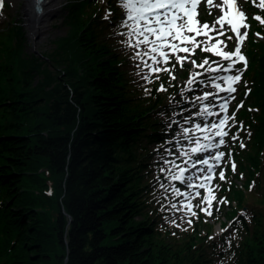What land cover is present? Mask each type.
Returning a JSON list of instances; mask_svg holds the SVG:
<instances>
[{
	"label": "trees",
	"instance_id": "1",
	"mask_svg": "<svg viewBox=\"0 0 264 264\" xmlns=\"http://www.w3.org/2000/svg\"><path fill=\"white\" fill-rule=\"evenodd\" d=\"M92 4L73 0L65 9L71 29L47 58L26 52L23 30L0 36V264H212L214 254L225 264H264V196L262 208L230 215L234 234L221 243L197 228L175 238L156 225L144 178L148 146L166 142L159 119L165 93L158 83L148 93L131 85ZM254 25L262 38L252 31L246 48L250 103L234 116L254 131L253 151H232L240 172L257 183L264 170V24ZM234 192L241 206L243 192Z\"/></svg>",
	"mask_w": 264,
	"mask_h": 264
},
{
	"label": "rangeland",
	"instance_id": "2",
	"mask_svg": "<svg viewBox=\"0 0 264 264\" xmlns=\"http://www.w3.org/2000/svg\"><path fill=\"white\" fill-rule=\"evenodd\" d=\"M25 1L0 0V36H3L7 30H23L22 39L27 53H35L39 57L46 58L52 56L56 47L54 41L67 36L71 29L66 24L68 14L65 9L73 0L62 1L59 10L51 17L48 32L44 35L41 32L37 33V27L31 24L32 18L24 12ZM109 1L114 4L111 5ZM260 2L261 0H252L249 3L242 2L241 4L249 17L259 16L260 20H264V7H251L252 4H259ZM124 3L125 0H93L92 6L100 11L98 19L103 21L102 24L107 28L104 31L105 36L115 47L119 56L126 60V73L131 85L140 92L148 93L151 87L158 83L161 91L165 93L167 108L159 115V119L164 122L167 128L165 131L167 133L166 142L165 144L161 143V146H157V144L148 146L152 152V161L149 164L150 172L144 178L150 181L151 188L146 199L151 207L157 210L156 225L164 234L169 233L170 237L175 238H183L190 234L188 232H193L197 228L201 233L208 235L210 240L221 243V238H227L232 235V232L234 234L232 226L236 219L231 218L230 215H248L254 206L262 208L261 200L264 196V170L257 176L259 182L256 183L248 180L249 174L247 172H240L238 163L235 170L231 169L234 164L228 147L230 145H243L242 150L251 151V138L254 131L247 129L244 122H238L237 130V123L234 118V111L237 108L250 103L248 95L250 96L251 90H249L247 83H244L245 80L241 75L248 68L245 69L246 65L238 61L234 64L232 71H223L222 69L232 64V61H225L222 56H217L216 52L212 51V46L217 41L221 43L219 45L223 52L234 51L237 47L234 32L232 33L225 20L223 0H214L211 4L204 2L200 8L198 16L200 29H202L203 23H208L210 30L208 37L198 36L193 38L194 42L192 43L179 44L180 47H187L189 51H177L169 54L170 59L167 63L163 62L160 52L155 54L158 60L154 62L148 55L144 54L143 46L141 48L132 46L135 40L129 41L127 38L129 28L124 23L127 20L126 9L123 7ZM101 4L103 7H100ZM113 8L115 10L112 12L110 9ZM93 12L96 13V10ZM219 19L225 21L223 28L217 22ZM248 22L250 28L244 30L247 32V36L242 44V53L246 55L251 32L253 31L258 38L261 36V33L254 29L255 25H253L251 18L248 19ZM185 35L188 36L189 34ZM192 36L190 35V37ZM151 39L155 40L154 37ZM170 42L175 43L173 39ZM151 46L149 44L147 47L151 48ZM164 51L169 50L165 49ZM137 53L140 55L137 56ZM176 56H179L180 59L177 60ZM205 61L207 63H204ZM48 65L56 71V67L60 70L61 64L50 62ZM230 75L241 76V80L236 85L237 92L232 95L226 94L227 83L223 79ZM165 77L167 84L170 85L168 87H162V84H166L164 82ZM38 80L37 78L36 81ZM190 81L191 83H189ZM217 85L219 88L216 87ZM205 95L208 96L207 99H203ZM220 98L229 102L231 108L227 116V128L230 131L229 136L226 137V147H223L228 152H226L227 156L223 160V166L216 167L215 171L217 175L220 168L225 167L224 176L226 180L220 181L219 175H217L211 185L206 184L204 188H201L199 185L207 172L206 166L199 161L202 159L210 160L214 156V153H211L212 151L210 152L209 149L215 148L218 135L214 134L215 130L211 125L217 124L218 126V121H220ZM205 108L210 109V113L205 112ZM197 125L200 127L198 128ZM204 137H208V139H204ZM197 140L201 146L205 144L210 146L208 150L201 149L205 155L192 151L197 147ZM207 151L209 152L206 153ZM193 162H197L195 166H193ZM181 169H184L185 173L189 172L187 176L193 177L191 188L181 184L179 180L170 179ZM229 170L230 173H228ZM173 187L178 189V192H174ZM224 187L227 189L224 190ZM219 189H221L220 193ZM237 190L243 192L244 201L241 206L237 205L238 199L234 192ZM209 191L215 197L210 208L204 202V197L208 195ZM181 201L184 204H191L190 211L195 212L196 215L186 216L185 211L188 210L179 207ZM172 204H177L178 207L173 209L171 208ZM205 208L211 212V215L204 211ZM189 220L191 223L188 222ZM218 248L219 251L226 249L220 245ZM213 258L212 264H225V260L219 258V255L214 254Z\"/></svg>",
	"mask_w": 264,
	"mask_h": 264
},
{
	"label": "snow or ice",
	"instance_id": "3",
	"mask_svg": "<svg viewBox=\"0 0 264 264\" xmlns=\"http://www.w3.org/2000/svg\"><path fill=\"white\" fill-rule=\"evenodd\" d=\"M229 0H223L224 4H227ZM195 0H125L123 7L126 9L125 15L127 20L124 21L126 27L129 28L127 32V38L129 41L135 40V43L132 45L135 48H144V54L148 55L150 59L154 62L158 60V57L155 55L158 52H163L165 49H171L172 53L177 51L179 52H188L189 49L187 47H180L176 43L170 42L171 39L179 40L181 44L192 43L193 38L187 36L184 33L185 29L187 32L196 31L197 35L200 33V29H194L191 24V13L187 11L188 7L194 6ZM180 9H184L183 15L180 13ZM187 16L188 19L185 20L184 17ZM257 20H260V17H255ZM177 21H181L180 24H177ZM131 22V23H128ZM221 28H223L225 21L223 19H219L217 21ZM261 23H264V20H260ZM228 26L231 28L233 32L236 33L237 39H242L246 33L241 32V27L246 28L247 25L243 22L241 23L240 27H237L231 18L227 21ZM209 24L203 23L202 29H208ZM151 37H154L155 40L153 41ZM151 44V48L147 46ZM140 53H137L139 56ZM217 56H222L225 61H244L245 57L241 55L240 47H236L234 51L231 52H216ZM176 59L179 60L180 57L176 56ZM163 61L166 63L168 61V55L165 54L163 56ZM204 63H207L205 61ZM234 64H229L225 66L222 70L223 71H232ZM155 70V69H153ZM147 79V77H146ZM225 83L228 84V91L233 92L235 89L232 85L241 80L240 75H230L223 78ZM191 83V81L189 82ZM219 88V85L216 86ZM208 96L205 95L203 99H207ZM227 107V104L221 105V111L223 112L224 109ZM205 112L210 113V109L205 108ZM227 117L224 120L218 121L219 125H224ZM199 128L200 125H197ZM211 127L215 130L214 134L221 137L219 143L223 144V137L226 136L228 133L221 130V128L217 127V124H212ZM204 139H208V137H204ZM197 147L192 149L193 152H198L203 150H208L209 145L205 144L201 146L199 144V140H197ZM243 147V145H241ZM223 153L214 154L213 162H210L209 159H202L199 163H202L206 166L207 175L201 181L199 187L204 188L206 186V182L212 179V174L215 172V167L219 166V162L223 158ZM197 162H193V166L196 165ZM233 170H235V165H233ZM203 171V170H202ZM219 178L223 180L224 173L221 172ZM171 180L176 181L179 180L181 184H184L186 187L191 188L192 185V176H185L184 169H181L177 174H174L170 177ZM174 192H178V189L173 187ZM215 197L212 195L211 191H209L208 195L204 197V202L211 207L212 200ZM178 207L177 204H172L171 208L176 209ZM180 208L187 209L185 211V215H196L195 212H191L190 209L192 207L191 204H184L183 201L180 202ZM208 215H211V212L208 211L207 208L204 209ZM191 223V220L188 221Z\"/></svg>",
	"mask_w": 264,
	"mask_h": 264
},
{
	"label": "bare ground",
	"instance_id": "4",
	"mask_svg": "<svg viewBox=\"0 0 264 264\" xmlns=\"http://www.w3.org/2000/svg\"><path fill=\"white\" fill-rule=\"evenodd\" d=\"M63 0H42L40 3L37 0H26L24 12L32 18L31 24L37 27V33L41 32L42 35L48 32L51 17L59 10ZM231 18L237 26V21L228 14L225 13V19ZM211 162V161H210Z\"/></svg>",
	"mask_w": 264,
	"mask_h": 264
}]
</instances>
